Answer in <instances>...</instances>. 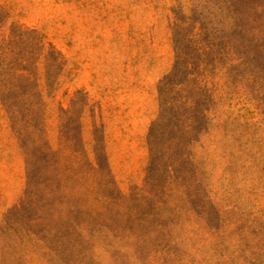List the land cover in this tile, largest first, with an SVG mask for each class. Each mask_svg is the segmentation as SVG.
I'll return each instance as SVG.
<instances>
[{"label": "rangeland", "instance_id": "374dc122", "mask_svg": "<svg viewBox=\"0 0 264 264\" xmlns=\"http://www.w3.org/2000/svg\"><path fill=\"white\" fill-rule=\"evenodd\" d=\"M0 264H264V0H0Z\"/></svg>", "mask_w": 264, "mask_h": 264}, {"label": "trees", "instance_id": "16d2710c", "mask_svg": "<svg viewBox=\"0 0 264 264\" xmlns=\"http://www.w3.org/2000/svg\"><path fill=\"white\" fill-rule=\"evenodd\" d=\"M190 37L187 38L186 42L184 43V51H182V55H178V60L176 61V65L174 68L164 76V78L160 82V92L162 95H164L163 100V106L164 111L169 116L168 121H172L173 118H175V115H180L181 117L185 116L188 112H201L202 109L200 108V102L199 100L195 99L192 95L189 94L187 90V83L189 80L196 81V78H191V75L194 74L195 71L193 70V67H199L202 63V61L206 59H201L200 57L205 54V48L199 47V50H202V54H194L192 57L189 56V53L187 52L190 50L191 46L193 44L194 40V34L190 33ZM196 59V61H191L190 59ZM189 67H192L190 70ZM194 68V70H195ZM180 69H183V72L185 74V78L181 80H176L177 74L180 71ZM178 88V89H177ZM184 92H187L186 94H183ZM183 100L180 105H177V102ZM188 119V118H187ZM185 122V120L183 119ZM157 122L154 121L150 130V143L152 144V147L154 146V149L152 148V153H154V160L155 157H157V153H161V157H165L167 155V152L170 150V145H166L164 148V151H158L157 148H155V144L158 143L157 136L155 135V127ZM184 123L180 125L178 128V131H185ZM152 137V139H151ZM159 157V156H158ZM153 159L152 163L150 164L149 170L153 169ZM171 168V164H168L166 167V170H169Z\"/></svg>", "mask_w": 264, "mask_h": 264}]
</instances>
